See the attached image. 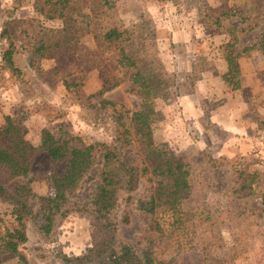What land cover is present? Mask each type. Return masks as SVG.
Segmentation results:
<instances>
[{
    "label": "rangeland",
    "instance_id": "rangeland-1",
    "mask_svg": "<svg viewBox=\"0 0 264 264\" xmlns=\"http://www.w3.org/2000/svg\"><path fill=\"white\" fill-rule=\"evenodd\" d=\"M73 1L99 27L117 25L129 29L133 50L141 54L144 65L152 66L153 78L163 80L155 87L156 94L150 101L157 116L154 141L166 144L177 154L186 153L195 165L199 181L186 207L197 212L200 219L189 239L191 247L176 256L175 263L264 264L261 196L241 199L234 191L239 186L235 183V172L241 169L260 172L263 178L256 190L264 191L262 52L253 51L238 59L240 90L229 91L223 79L228 71V43L233 36L238 38L235 52L264 38V0ZM106 1L111 8L103 6ZM34 2L0 0V32L9 16L34 17L52 30H62V22L45 20L35 11ZM73 38L72 41L64 38L62 47L52 48L46 59L37 62V69L30 65L32 53L17 54L15 62L22 71L19 78L0 69V128L5 127L6 117L13 118L21 123L25 139L34 146L40 144L44 128L57 136L64 133L78 136L84 143H111L115 137L114 110L102 107L100 101L126 106L132 112L140 108L142 100L128 81L102 96L96 95L106 88L101 70L109 64L102 63L92 28L80 29ZM7 48L8 43L0 38V68L2 53ZM80 69L87 73L85 85L66 89L63 78L73 73L66 78L76 81ZM185 99L190 104L195 101L202 117L193 121L186 118ZM217 110L236 122L250 124L249 135L243 134V139L249 142L250 138L258 144L251 151H242L241 133L227 130L225 125L212 120L211 115ZM102 166L99 159L68 205L69 213L56 220L51 234L43 232L40 217L34 220L26 217L28 241L21 250L31 264H60L62 257L79 256L94 247L101 224L91 216L89 203ZM62 167L56 166L58 171ZM51 168L48 155L40 152L31 174L49 172ZM26 181L13 179L4 187L10 194L17 184ZM32 188L39 196L47 194L44 182H34ZM151 189L152 183L142 178L135 191L119 194L114 211L115 247L131 244L139 253L151 249L153 256L165 259L170 257L168 243L150 231L151 216L139 208V202L149 196ZM31 205L37 209V200H32ZM126 214L128 222L124 221ZM0 218L6 226L15 224L12 205L2 197Z\"/></svg>",
    "mask_w": 264,
    "mask_h": 264
},
{
    "label": "trees",
    "instance_id": "trees-1",
    "mask_svg": "<svg viewBox=\"0 0 264 264\" xmlns=\"http://www.w3.org/2000/svg\"><path fill=\"white\" fill-rule=\"evenodd\" d=\"M108 4L106 1L103 6L111 8ZM34 9L45 20L61 21L62 30H52L34 17L17 19L9 16L0 32V38L8 43L2 53L0 69L19 78L22 71L15 62L17 54L32 53L30 65L37 69V62L46 59L52 48L62 47L64 38L72 41L80 29L92 28L102 63L109 64L101 70L106 88L96 95L102 96L128 81L142 105L132 112L126 106L100 101L102 107L110 106L114 110L115 137L111 143H84L78 136L68 133L57 136L44 128L40 144L34 146L25 139L21 123L6 117L5 127L0 128V197L12 205L15 224L6 226L0 218V264H31L21 250L28 241L26 217L28 220L40 217L43 232L51 234L56 220L69 213L68 205L99 159L103 166L89 203L91 216L101 224L95 245L82 255L62 257L60 264H176V256L191 247L189 239L195 234L200 219L197 212L186 207L187 201L195 195L199 181L195 165L186 153L177 154L166 144L154 141L153 125L157 116L150 101L156 94L155 87L163 83L162 78H153L152 66L144 65L141 54L133 50L129 29L117 25L99 27L95 19L85 14L73 0H35ZM237 43L236 36L228 43V71L223 75L231 92L242 87L238 59L253 51H260L264 56V38L235 52ZM78 72L76 81L67 79L73 73L63 78L66 89L75 90L85 85L86 71L80 69ZM40 152L48 155L53 168L49 172L31 174L35 157ZM59 164L63 166L61 171L56 168ZM235 176V183L239 185L234 189L237 197L260 195L261 212L264 213V191L256 190L261 186L263 175L241 169ZM17 178L27 181L17 184L8 194L4 185ZM142 178L152 183V189L149 196L139 202V208L151 216L150 231L168 243L169 258L158 259L151 249L139 253L131 244L115 247L117 223L114 211L118 207L119 194L135 191ZM34 182H44L47 194H36L32 188ZM35 199L37 209L31 205ZM124 221H129L127 214Z\"/></svg>",
    "mask_w": 264,
    "mask_h": 264
},
{
    "label": "crops",
    "instance_id": "crops-1",
    "mask_svg": "<svg viewBox=\"0 0 264 264\" xmlns=\"http://www.w3.org/2000/svg\"><path fill=\"white\" fill-rule=\"evenodd\" d=\"M184 103V104H183ZM183 105H184V111H185V115L187 119L190 120H195V119H199L200 117H202V112L201 110L197 107V104L192 102L190 104V102H188V99H185L183 101ZM211 118L213 121L218 122L219 124H223L225 125L227 130H233V131H237V133H241V144H240V148L242 151H251L253 147H255V145L258 144V142H254V140L249 138V142L248 140H244L243 139V134H247L249 135V127L247 122H236V120H232L228 115L224 114L220 111H214L211 115ZM218 124V125H219ZM248 137V136H247ZM250 137V136H249ZM256 143V144H255ZM225 153H220L218 155H224Z\"/></svg>",
    "mask_w": 264,
    "mask_h": 264
}]
</instances>
